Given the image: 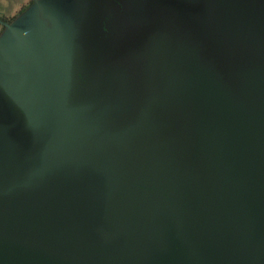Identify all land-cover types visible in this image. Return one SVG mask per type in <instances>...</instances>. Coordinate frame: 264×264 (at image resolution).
Returning a JSON list of instances; mask_svg holds the SVG:
<instances>
[{
    "label": "water",
    "instance_id": "95a60500",
    "mask_svg": "<svg viewBox=\"0 0 264 264\" xmlns=\"http://www.w3.org/2000/svg\"><path fill=\"white\" fill-rule=\"evenodd\" d=\"M0 264H264V0L6 24Z\"/></svg>",
    "mask_w": 264,
    "mask_h": 264
},
{
    "label": "flooded vegetation",
    "instance_id": "af4514ba",
    "mask_svg": "<svg viewBox=\"0 0 264 264\" xmlns=\"http://www.w3.org/2000/svg\"><path fill=\"white\" fill-rule=\"evenodd\" d=\"M23 1L17 3L13 0H0V35L6 24H10L33 3V0Z\"/></svg>",
    "mask_w": 264,
    "mask_h": 264
},
{
    "label": "rangeland",
    "instance_id": "374dc122",
    "mask_svg": "<svg viewBox=\"0 0 264 264\" xmlns=\"http://www.w3.org/2000/svg\"><path fill=\"white\" fill-rule=\"evenodd\" d=\"M17 2V3H20V2H25V1H23V0H13V2Z\"/></svg>",
    "mask_w": 264,
    "mask_h": 264
}]
</instances>
